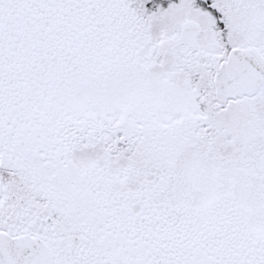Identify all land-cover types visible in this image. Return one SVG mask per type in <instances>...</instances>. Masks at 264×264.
I'll list each match as a JSON object with an SVG mask.
<instances>
[{"label": "snow or ice", "instance_id": "obj_1", "mask_svg": "<svg viewBox=\"0 0 264 264\" xmlns=\"http://www.w3.org/2000/svg\"><path fill=\"white\" fill-rule=\"evenodd\" d=\"M0 264H264V0H0Z\"/></svg>", "mask_w": 264, "mask_h": 264}]
</instances>
